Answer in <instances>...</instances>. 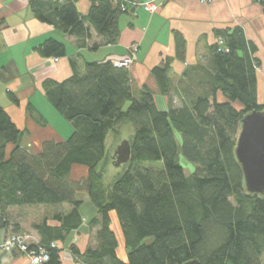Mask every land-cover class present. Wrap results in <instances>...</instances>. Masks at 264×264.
I'll return each instance as SVG.
<instances>
[{
  "label": "trees",
  "instance_id": "trees-1",
  "mask_svg": "<svg viewBox=\"0 0 264 264\" xmlns=\"http://www.w3.org/2000/svg\"><path fill=\"white\" fill-rule=\"evenodd\" d=\"M125 1L130 0H90L86 18L78 14L75 0H29V7L37 21L69 37L88 39L87 22L105 45H114L118 19L128 14ZM215 36L222 45L208 48L199 89L182 90L181 104L166 111L157 108L146 87L135 96L128 68L109 61L85 63L82 73L71 63L72 75L65 81L45 79L46 101L73 131L64 141L42 142L37 154L20 145L23 131L0 106V227L7 226L12 207L68 206L67 213L52 218L58 226L36 227L40 242L31 246L44 249V264H62V248L51 244H61L81 227L78 195L85 194L97 215L90 226L98 230L95 247L81 252L74 243L69 245L74 264H264V195L246 192L234 154L242 118L264 112V103L257 100L260 66L241 28L217 31ZM175 47L182 61L184 41L179 35ZM37 51L43 58L66 54L65 45L54 39ZM168 73V63L151 70L164 96L170 88ZM8 99L18 104L10 93ZM128 125L127 168L105 182L106 138H115L125 128L131 132ZM180 160L194 166L189 176ZM140 162L163 167L143 169ZM73 166L85 167L87 175L71 179ZM111 213L127 251L124 260L117 255Z\"/></svg>",
  "mask_w": 264,
  "mask_h": 264
},
{
  "label": "crops",
  "instance_id": "crops-1",
  "mask_svg": "<svg viewBox=\"0 0 264 264\" xmlns=\"http://www.w3.org/2000/svg\"><path fill=\"white\" fill-rule=\"evenodd\" d=\"M154 1L160 7L153 14L129 8L128 14L121 15L117 42L105 45L87 22L85 26L89 29V38L80 41L37 21L29 7V0H0V106L16 127L23 131L22 147L37 154L42 142L64 141L73 131L72 125L65 124L60 116L55 117L48 106L42 88L45 79L56 83L65 81L72 75L71 63L80 73L85 63L109 61L114 65L126 58L132 44L139 47L136 62L128 68L133 94L137 96L146 87L153 93L157 108L166 111L170 106L181 104L184 100L182 90L199 89L197 84L203 73L204 58L208 48L217 42L215 33L241 28L246 42L254 47L252 56L259 62L257 100L264 103V4L251 0H211L208 5L200 4L198 0ZM74 4L80 17L86 18L90 0H75ZM175 35L184 41L182 61L176 58ZM48 39L65 45V57L54 61L55 58L40 56L37 48ZM93 46H97V49L92 50ZM166 63L169 64L170 88L168 95L164 96L159 93L151 70ZM8 93L17 99L18 104L10 102ZM217 100L224 101L220 94ZM52 117L55 119L53 123L50 121ZM57 122L63 129L54 127ZM9 151L10 146L7 153ZM76 167L73 166L70 171L71 179L87 175L86 168ZM39 209H51V215H41ZM69 209L68 206L10 208L7 226L0 227V244L16 230L26 234L31 245H37L40 237L36 227L43 223L50 227L58 226L52 218L67 213ZM15 211L19 214H14ZM85 229L84 225L68 234L73 237L78 235V242L75 244L71 239V244L74 243L81 252L86 249L88 238L93 233L95 235L98 227L89 226V233L84 234L87 239L83 241L80 231L85 232ZM120 236L122 239L121 233ZM64 241L57 245L64 248ZM117 255L124 260L118 252ZM0 264H28V259L19 254L0 252ZM62 264H74L68 249L62 253Z\"/></svg>",
  "mask_w": 264,
  "mask_h": 264
},
{
  "label": "water",
  "instance_id": "water-1",
  "mask_svg": "<svg viewBox=\"0 0 264 264\" xmlns=\"http://www.w3.org/2000/svg\"><path fill=\"white\" fill-rule=\"evenodd\" d=\"M234 154L240 166L247 193L264 195V112H252L241 120ZM114 168L130 160L129 142H121L111 156ZM184 264H197L188 261Z\"/></svg>",
  "mask_w": 264,
  "mask_h": 264
},
{
  "label": "rangeland",
  "instance_id": "rangeland-1",
  "mask_svg": "<svg viewBox=\"0 0 264 264\" xmlns=\"http://www.w3.org/2000/svg\"><path fill=\"white\" fill-rule=\"evenodd\" d=\"M100 57V56H97ZM137 56H135V60L134 62H136ZM133 62V64H134ZM48 104V103H47ZM50 106V105H48ZM235 107L239 108L238 105L236 104ZM52 112H54L55 117L57 116L58 118L59 115L55 112V110L50 106ZM61 120V119H60ZM51 123H53L55 121V119L52 117L50 118ZM63 121V119H62ZM65 124L68 122L63 121ZM54 127L59 128V129H63L60 124L57 122L55 123ZM128 129L131 131L129 132L126 128L125 130H123L122 132L120 131V134H118V136H116L115 138L112 137V135H108L106 138V149L108 152V159H107V164H106V173L104 176V180L105 182H109L112 181L113 178L115 176H117V174L122 173L126 168H127V164L126 165H122L119 168H114L112 160L110 159L111 156L113 155V152L116 150L117 146L123 142V141H129L130 139V133H132V128L128 125ZM181 164L183 165L184 168V173L186 176H189L193 171H194V166H191L189 164H186L185 162H183V160H180ZM138 166L140 168L143 169H152L155 171H160L162 170V164L159 162H140L138 164ZM76 168H83L85 169V167L83 166H77ZM77 178H75L76 180L81 179L82 176H76ZM78 199L80 201H82V204L79 208V211L81 213V217L85 220L82 219V223H81V227L82 226H86L85 232L80 231L81 234V238L83 239V241L87 238L84 237V234H88L89 233V226H90V222L92 219L96 218V209L95 207L92 205V203L89 201L88 197L85 194H80L78 195ZM65 208V207H64ZM44 210V211H43ZM50 210L51 209H39L40 214L43 215L44 213L46 214H50ZM14 214H19L18 212H14ZM47 217V216H46ZM91 227V226H90ZM112 231L114 232L116 239H117V252L122 255L125 259V256L127 254V251L125 250V247L123 245V240L121 239L120 236V227H119V223L117 218L115 217L114 213H111V225H110ZM26 235V234H24ZM27 236V235H26ZM28 237V236H27ZM68 235L67 238L64 241V248H62V253H64V251H66L69 247V245L71 244V239L74 240V243L76 244L78 242V235ZM151 241V239H147L145 240L146 243H149ZM29 242V239H28ZM95 247V235L94 233L92 235H90V237L88 238V244L87 247Z\"/></svg>",
  "mask_w": 264,
  "mask_h": 264
},
{
  "label": "built area",
  "instance_id": "built-area-1",
  "mask_svg": "<svg viewBox=\"0 0 264 264\" xmlns=\"http://www.w3.org/2000/svg\"><path fill=\"white\" fill-rule=\"evenodd\" d=\"M168 1V0H166ZM254 3L264 4V0H251ZM200 4L208 5L211 3V0H198ZM128 8L131 9H142L146 13L153 14L157 12L160 7V4L156 3L154 0H130L125 1ZM126 7H123L122 10H125ZM218 45H222V40L217 39L216 42ZM138 45L132 44L128 49V55L122 61L116 62L114 65L117 67L129 68L134 60L135 56L138 53ZM57 61V59H54ZM31 244L28 242V237L24 234H9L7 235L3 242L0 244V252L6 254H19L25 256L28 259V264H44L48 261V256L44 249H31ZM58 245L53 243L51 247H57Z\"/></svg>",
  "mask_w": 264,
  "mask_h": 264
}]
</instances>
